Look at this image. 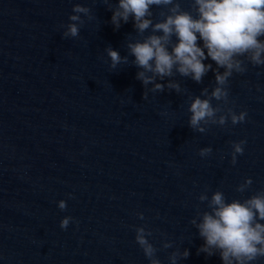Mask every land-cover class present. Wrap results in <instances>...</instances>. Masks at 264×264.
<instances>
[{"label":"water","instance_id":"obj_1","mask_svg":"<svg viewBox=\"0 0 264 264\" xmlns=\"http://www.w3.org/2000/svg\"><path fill=\"white\" fill-rule=\"evenodd\" d=\"M73 3L89 13L76 37L63 36ZM110 15L105 0H0V264H149L138 225L161 264L185 248L177 264H221L198 250L190 220L206 207L202 191L264 189V65L244 60L228 79L227 106L245 110L244 121L199 132L187 102L210 90L212 70L199 83L172 77L180 91L143 85L125 43L132 21L114 28ZM107 47L127 62L112 68ZM203 146L212 151L201 157ZM244 177L251 184L237 192ZM65 215L73 219L61 228Z\"/></svg>","mask_w":264,"mask_h":264},{"label":"clouds","instance_id":"obj_2","mask_svg":"<svg viewBox=\"0 0 264 264\" xmlns=\"http://www.w3.org/2000/svg\"><path fill=\"white\" fill-rule=\"evenodd\" d=\"M111 10L110 22L119 28L122 22L132 21L135 34H128L126 48L136 65V78L154 90L171 88L180 91L179 75L199 83L211 69L213 81L210 90L201 88L199 94H189L187 125L203 132L211 124L223 126L243 122L245 110L233 111L228 107V79L233 73L245 71L244 60L253 65H264V0H190L188 8L181 0H105ZM155 9V12H154ZM87 6L73 3L63 29V36L76 37L81 22L80 14H88ZM110 66L115 68L127 62L112 48L105 49ZM169 79H165V78ZM163 81V83H161ZM222 101L213 104L211 101ZM243 139L231 142L230 162L243 152ZM201 157L209 154L210 146L200 147ZM222 158V157H221ZM251 184L244 177L236 185L243 193ZM71 195V194H69ZM197 199L206 202L197 210L190 223L196 228L202 243L199 251L206 255L217 254L221 264H255L264 257V189L243 198H228L219 188L210 193L205 190ZM57 207H66L64 199ZM142 216V213H137ZM71 216H62L59 226L65 228ZM147 229L136 226L134 239L141 247L149 264H161L155 256L153 244L146 238ZM169 247V241L162 242ZM188 250H175L169 254L170 264L178 257H186Z\"/></svg>","mask_w":264,"mask_h":264}]
</instances>
